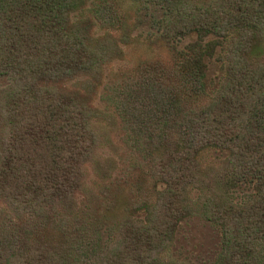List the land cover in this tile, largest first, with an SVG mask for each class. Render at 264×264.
Returning a JSON list of instances; mask_svg holds the SVG:
<instances>
[{
	"label": "trees",
	"instance_id": "obj_1",
	"mask_svg": "<svg viewBox=\"0 0 264 264\" xmlns=\"http://www.w3.org/2000/svg\"><path fill=\"white\" fill-rule=\"evenodd\" d=\"M120 1L0 0V264H185L197 216L264 264V0ZM141 25L165 52L108 76Z\"/></svg>",
	"mask_w": 264,
	"mask_h": 264
},
{
	"label": "rangeland",
	"instance_id": "obj_2",
	"mask_svg": "<svg viewBox=\"0 0 264 264\" xmlns=\"http://www.w3.org/2000/svg\"><path fill=\"white\" fill-rule=\"evenodd\" d=\"M120 2L123 10L127 14H131L133 11V4L128 1L124 2V0H121ZM88 3L90 4V2ZM81 16L85 18L88 17V13L84 7L79 12L78 17L80 18ZM95 31L101 32L98 26H95ZM150 31V28H147L145 25L129 30L128 37L131 43L124 46V53L114 61V64L111 67H107L106 73L108 76L119 72L123 68L130 67L141 58L148 56L152 57L153 55L159 54L162 55L165 52L160 49V46L157 43L150 41ZM193 41H195V38H187L182 42L181 47H184ZM220 52L221 47H218L214 57L210 60L211 63L208 70L209 90L214 89L216 86L215 83L218 81L220 75H222V66L218 59ZM112 76L113 75L110 77ZM99 107L103 108V104L99 103ZM103 121L105 122V128L108 129L110 127L109 120L105 118ZM108 133L106 145L101 150V158L103 160L117 158V147L111 137L113 132L108 130ZM117 136L118 131L115 130L114 137L117 138ZM219 155L218 152L211 151L206 154L205 159L208 161H215ZM220 156L222 157V155ZM95 177L97 178V176L93 174V178ZM220 240L219 231L211 224L198 216L187 218L180 225L177 239L172 247V254L175 259L181 263L210 264L214 261L220 249Z\"/></svg>",
	"mask_w": 264,
	"mask_h": 264
}]
</instances>
